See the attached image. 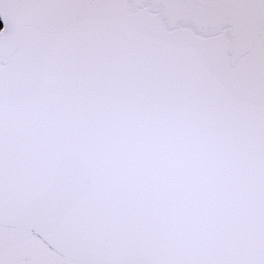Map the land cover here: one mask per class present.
Returning <instances> with one entry per match:
<instances>
[{"label": "snow or ice", "instance_id": "1", "mask_svg": "<svg viewBox=\"0 0 264 264\" xmlns=\"http://www.w3.org/2000/svg\"><path fill=\"white\" fill-rule=\"evenodd\" d=\"M0 21V264H264V0Z\"/></svg>", "mask_w": 264, "mask_h": 264}, {"label": "trees", "instance_id": "2", "mask_svg": "<svg viewBox=\"0 0 264 264\" xmlns=\"http://www.w3.org/2000/svg\"><path fill=\"white\" fill-rule=\"evenodd\" d=\"M0 27H2L1 22H0Z\"/></svg>", "mask_w": 264, "mask_h": 264}, {"label": "water", "instance_id": "3", "mask_svg": "<svg viewBox=\"0 0 264 264\" xmlns=\"http://www.w3.org/2000/svg\"><path fill=\"white\" fill-rule=\"evenodd\" d=\"M1 22V25H2V21H0Z\"/></svg>", "mask_w": 264, "mask_h": 264}]
</instances>
